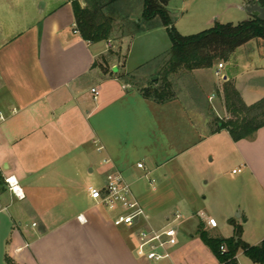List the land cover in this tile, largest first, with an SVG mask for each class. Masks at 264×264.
<instances>
[{
	"label": "crops",
	"instance_id": "crops-1",
	"mask_svg": "<svg viewBox=\"0 0 264 264\" xmlns=\"http://www.w3.org/2000/svg\"><path fill=\"white\" fill-rule=\"evenodd\" d=\"M252 1L257 2L246 6ZM76 31L73 0H0V113L7 117L0 124V172L14 177L25 195L20 200L0 192V207L14 222L6 242L13 264L150 263L138 239L142 224L114 226L118 212L90 198L91 176L104 169L121 172L129 184L138 180L133 177L138 171L161 172L167 179L173 165L199 160L200 152L190 153L209 139L223 143L229 156L224 161H235L245 172L243 193L251 191L252 200L253 194L264 198V128L235 142L227 131L213 134L211 116L196 106L147 100L141 88L126 81L133 73L125 69V45L117 51L107 44L103 48ZM252 74L257 76L244 88L233 73L224 76L235 82L248 106L264 99V66ZM218 96L209 97L213 111L227 119ZM6 195L20 204L14 213L2 203ZM148 218L158 229L168 224L154 225ZM249 220L246 216L244 223ZM241 227L248 245L264 241L258 231L251 242L254 236ZM187 243H180V250Z\"/></svg>",
	"mask_w": 264,
	"mask_h": 264
},
{
	"label": "rangeland",
	"instance_id": "rangeland-1",
	"mask_svg": "<svg viewBox=\"0 0 264 264\" xmlns=\"http://www.w3.org/2000/svg\"><path fill=\"white\" fill-rule=\"evenodd\" d=\"M248 1L171 0L168 10L178 32L183 36H193L213 28L216 23L239 25L251 19L256 13L250 14L247 11ZM78 2L83 8L91 7L90 0ZM142 9V0H132L130 4L123 6L113 24L110 40L101 42L100 47L104 48L107 44L111 45L109 49L116 47L117 51L120 45H125V69L133 73V77L126 76V81L138 88L154 91V86L162 88L166 83L164 72L172 43L168 31L158 26L159 20L148 23V27L154 25L153 28L133 33L134 22L145 25ZM109 53L113 54L111 51ZM220 64L224 65L220 70L222 78L216 74ZM259 66H264V42L253 40L237 49L229 61L220 60L211 69L197 73L180 70L172 75L168 81L171 88L167 90L165 98L196 106L215 119L217 117L209 97H214L218 92V98L225 106L224 76L233 73L239 86L244 88L257 76L252 73ZM154 72L156 73L152 77H148ZM229 82L235 85L233 80ZM215 140L204 141L190 153L197 156L200 152L202 158L199 160L182 163L180 166L173 165V172L167 173V179L161 172L146 176L145 171H138L133 176L138 179L134 184L131 183L135 197L154 225L167 223L166 217L173 218L178 212L183 215L179 244L173 249L176 264H221L200 237L195 235L200 219L206 231L208 228L205 221L214 218L218 223L214 232L223 239L234 236V227L230 223L232 220L244 226L249 236H254L251 242L255 241L258 231L264 233V198L253 194L252 200L249 196L251 191L243 193V188L247 185L244 180L245 172L235 161H224L225 155L229 158L227 150L223 143L216 145ZM239 170L241 171L238 172ZM110 173L104 169H96L91 176L90 185L102 189ZM0 190L9 193L6 178L1 172ZM12 200L9 195L2 196V203L10 206V213H14L20 205L16 199ZM246 216L250 219L248 223H244ZM27 225L31 226L30 222ZM191 235H195V239ZM186 240L187 245L180 250V243ZM240 253L241 251L237 256L238 264H252Z\"/></svg>",
	"mask_w": 264,
	"mask_h": 264
},
{
	"label": "trees",
	"instance_id": "trees-1",
	"mask_svg": "<svg viewBox=\"0 0 264 264\" xmlns=\"http://www.w3.org/2000/svg\"><path fill=\"white\" fill-rule=\"evenodd\" d=\"M131 1L90 0L91 7L83 8L78 0H73L76 28L82 39L93 44L110 40L116 17L122 7ZM170 2L171 0H142L145 25L134 22L133 33H140L154 27H148V23L159 20L158 26L166 28L172 43L164 72V87L154 86V91L140 90L144 98L158 104L171 100L165 98L167 90L171 88L168 81L180 70L191 72L211 69L220 60L229 61L237 49L251 41L264 42V20L257 13L239 25L216 23L213 28L200 34L183 36L174 26V19L168 10ZM257 3L264 7V0H257ZM224 97L229 117L225 120L218 117L212 119L210 126L213 134L227 131L235 142H239L254 137L264 128V99L251 106L246 105L236 86L229 81L225 82ZM230 223L234 227V236L230 239L212 237L205 231L203 224L199 226L198 235L221 264H238L237 255L240 251L253 263L264 264V241L258 246L248 245L243 240V228L234 220ZM222 246L226 249L224 252L221 251ZM5 261L6 264H13L8 257Z\"/></svg>",
	"mask_w": 264,
	"mask_h": 264
},
{
	"label": "built area",
	"instance_id": "built-area-1",
	"mask_svg": "<svg viewBox=\"0 0 264 264\" xmlns=\"http://www.w3.org/2000/svg\"><path fill=\"white\" fill-rule=\"evenodd\" d=\"M109 43L111 42L109 41ZM110 46L108 45V47ZM223 68L224 65L220 64L216 73L220 78L223 77L220 74V70ZM92 93L94 94V100H97L98 90L93 89ZM6 120L7 117L0 113V124ZM103 163L108 164L110 161L105 160ZM138 168H143V165L139 164ZM6 183L9 186V191L16 198L20 200L25 198L19 183L14 177L6 178ZM89 195L98 206L112 213L118 212L113 222L114 226L134 228L142 224L138 229V239L147 249L145 255L147 261L152 264H176L173 261V249L178 245L179 228L183 222L181 213L178 212L173 218H168L167 226L160 229L153 227L145 209L135 197L132 185L127 182L119 171L108 174L105 186L102 189L94 186L90 187ZM206 225L211 229L218 228V223L214 218H208ZM221 251H225L224 246L221 247Z\"/></svg>",
	"mask_w": 264,
	"mask_h": 264
},
{
	"label": "water",
	"instance_id": "water-1",
	"mask_svg": "<svg viewBox=\"0 0 264 264\" xmlns=\"http://www.w3.org/2000/svg\"><path fill=\"white\" fill-rule=\"evenodd\" d=\"M246 9L250 14L257 13L258 17L261 20H264V7L259 6L257 2L252 1L248 6H246ZM226 80L227 79L225 78V81ZM13 228V220L9 214L0 207V264H6V242Z\"/></svg>",
	"mask_w": 264,
	"mask_h": 264
},
{
	"label": "bare ground",
	"instance_id": "bare-ground-1",
	"mask_svg": "<svg viewBox=\"0 0 264 264\" xmlns=\"http://www.w3.org/2000/svg\"><path fill=\"white\" fill-rule=\"evenodd\" d=\"M14 182V181H13Z\"/></svg>",
	"mask_w": 264,
	"mask_h": 264
}]
</instances>
